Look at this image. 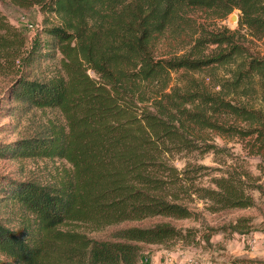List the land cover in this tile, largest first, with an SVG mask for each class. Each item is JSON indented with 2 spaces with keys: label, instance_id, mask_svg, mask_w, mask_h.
Segmentation results:
<instances>
[{
  "label": "trees",
  "instance_id": "1",
  "mask_svg": "<svg viewBox=\"0 0 264 264\" xmlns=\"http://www.w3.org/2000/svg\"><path fill=\"white\" fill-rule=\"evenodd\" d=\"M9 1L59 21L46 16L27 48L0 14V61L27 69L8 84L4 101L20 115L56 110L62 122L0 143V159L69 164L50 183L0 176V255L10 264H138L143 245L189 244L196 230L161 221L122 226L98 239L62 228L187 219L195 215L194 201L213 213L253 206L249 191L264 192V52L257 45H264V0ZM234 11V29L208 27L193 16L224 20ZM179 42L183 48L159 52ZM42 60H56V69L31 77ZM214 66H230L214 92L195 80L182 91L171 86L172 73ZM242 83L257 85L256 104L241 100ZM204 129L235 139L244 156L207 142ZM208 151L235 159L217 168L208 186L199 183L210 175L208 166L175 164ZM248 158L257 174L245 167Z\"/></svg>",
  "mask_w": 264,
  "mask_h": 264
},
{
  "label": "rangeland",
  "instance_id": "2",
  "mask_svg": "<svg viewBox=\"0 0 264 264\" xmlns=\"http://www.w3.org/2000/svg\"><path fill=\"white\" fill-rule=\"evenodd\" d=\"M0 14L4 15L8 23L23 34L27 48L41 28L47 25L46 16L49 17L50 23L56 24L59 21L55 16L42 14L37 7L20 8L13 5L9 0H0ZM234 14L236 15L237 12H232L224 20L208 18V14L204 12H195L193 16L198 22H202L208 27L218 25L234 29L237 26V21H230V16ZM184 45L179 42L171 48L162 49L160 47L159 52L171 53L176 48L177 50L183 48ZM257 45L264 52L262 42H257ZM56 66V60H42L37 62L29 73L31 77H41L54 71ZM229 68L230 66H214L194 72L179 70L171 74V86H175L178 91H182L187 80H195L198 85L205 84L208 89L214 92L217 88H214L213 84L229 77ZM20 71L27 72V69L22 70L19 62L12 64L0 61V143H11L34 134L51 121L62 122V117L56 110L32 109L27 114L22 113L20 115L15 104L5 103L4 91ZM243 85L245 83H242L241 87ZM256 87V84H250L249 87H242L244 91L239 89L238 94L243 98L241 100L248 104H256L258 98ZM202 136L209 143H214L218 147H227L231 153L241 154V157L244 156L240 145L235 143V139H221L214 135L210 129H204ZM227 152H193L182 159H178L175 164L179 168L183 167L185 162L208 166L210 170L207 172L210 175L199 179V183L208 186L210 176L219 173L217 168L224 169L227 165L235 163V159L227 157ZM247 160L245 167L253 174H257L254 167L255 159L248 158ZM68 168L69 164L64 160L0 159V176L16 180H36L50 183ZM249 193L253 197L254 204L248 208H232L213 213L206 209L204 202L194 201L190 204V207L195 215L187 219L154 217L144 221H130L108 226L99 231H91L90 227L83 224H69L62 229H76L98 239H109L112 231L122 226H149L157 222L168 221L177 227L196 230L195 240L189 244L178 243L170 246L143 245L138 264H179L180 260L186 264L189 259L199 264H259L260 261H264V247L260 246L251 250L247 245V240L252 236H256L264 241V192L252 189ZM235 224L240 225V227L233 231L231 226ZM0 264H10V262L0 255Z\"/></svg>",
  "mask_w": 264,
  "mask_h": 264
},
{
  "label": "built area",
  "instance_id": "3",
  "mask_svg": "<svg viewBox=\"0 0 264 264\" xmlns=\"http://www.w3.org/2000/svg\"><path fill=\"white\" fill-rule=\"evenodd\" d=\"M247 245H248L249 249L253 250V249L260 247V246L264 247V241L260 240L256 236H252V237L248 238ZM186 264H199V263L192 260V259H189L188 263H186Z\"/></svg>",
  "mask_w": 264,
  "mask_h": 264
},
{
  "label": "water",
  "instance_id": "4",
  "mask_svg": "<svg viewBox=\"0 0 264 264\" xmlns=\"http://www.w3.org/2000/svg\"><path fill=\"white\" fill-rule=\"evenodd\" d=\"M230 21L232 22H234V21H237V15H232V16H230Z\"/></svg>",
  "mask_w": 264,
  "mask_h": 264
},
{
  "label": "crops",
  "instance_id": "5",
  "mask_svg": "<svg viewBox=\"0 0 264 264\" xmlns=\"http://www.w3.org/2000/svg\"><path fill=\"white\" fill-rule=\"evenodd\" d=\"M179 264H185V262L183 263V261L182 260H180V263Z\"/></svg>",
  "mask_w": 264,
  "mask_h": 264
}]
</instances>
